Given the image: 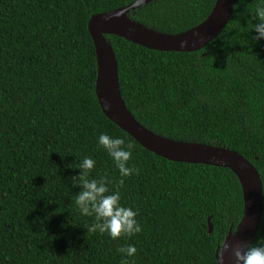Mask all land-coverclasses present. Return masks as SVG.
<instances>
[{
	"label": "trees",
	"instance_id": "1",
	"mask_svg": "<svg viewBox=\"0 0 264 264\" xmlns=\"http://www.w3.org/2000/svg\"><path fill=\"white\" fill-rule=\"evenodd\" d=\"M136 0H0V264H216L243 216L240 184L228 169L171 162L144 149L103 115L95 95L91 16ZM216 0H151L128 12L164 35L195 28ZM260 0H236L228 24L196 52L147 50L116 36L121 97L147 131L166 140L225 148L256 169L264 245V40L252 39ZM107 133L133 145L121 177L98 144ZM105 179L138 212L141 231L113 239L88 231L94 216L75 204L77 167ZM123 179V186L119 181ZM209 226L212 232L209 233Z\"/></svg>",
	"mask_w": 264,
	"mask_h": 264
},
{
	"label": "water",
	"instance_id": "2",
	"mask_svg": "<svg viewBox=\"0 0 264 264\" xmlns=\"http://www.w3.org/2000/svg\"><path fill=\"white\" fill-rule=\"evenodd\" d=\"M235 1L216 0L210 15L202 23L177 35L154 32L128 18L129 11L151 0H136L126 7L93 15L87 23L96 58L95 95L105 118L144 149L163 159L226 168L236 176L242 191L243 216L235 231L228 233L224 246L218 248L216 264L217 261L220 264H237L235 250H246L258 231L262 217V184L259 175L251 163L234 151L166 140L139 125L121 97L115 55L105 36H116L157 52H196L205 48L222 32L231 18ZM181 41L185 42L183 47ZM211 232L212 227L209 226Z\"/></svg>",
	"mask_w": 264,
	"mask_h": 264
},
{
	"label": "clouds",
	"instance_id": "3",
	"mask_svg": "<svg viewBox=\"0 0 264 264\" xmlns=\"http://www.w3.org/2000/svg\"><path fill=\"white\" fill-rule=\"evenodd\" d=\"M255 19L258 21L253 25L252 30L256 35L252 37L254 41L264 40V0L255 9ZM181 41V47L184 46ZM98 144L113 159L119 170L121 177H127L137 172V169L127 166V162L132 156L133 145L127 143L122 137H113L107 133H102L98 137ZM96 165V161L91 157H85L77 167L81 170L79 184L81 191L75 198V204L83 216H94L95 222L91 224L88 231L107 233L113 239L122 235L132 236L142 229L136 220L138 212L132 207L121 204V194L119 190L109 192L105 179H88V174ZM123 179L119 181L123 186ZM224 246V245H223ZM223 248V247H222ZM221 248V249H222ZM125 257L122 264H129L127 257L136 254L134 245L122 246L118 249ZM222 255V251L220 253ZM237 264H264V245L254 246L249 244L243 252L239 249L234 252ZM217 264H220L217 261Z\"/></svg>",
	"mask_w": 264,
	"mask_h": 264
}]
</instances>
